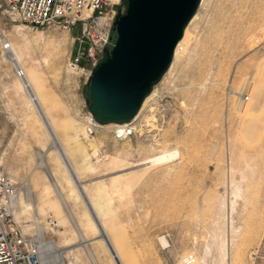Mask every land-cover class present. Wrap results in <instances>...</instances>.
<instances>
[{
	"label": "rangeland",
	"instance_id": "rangeland-1",
	"mask_svg": "<svg viewBox=\"0 0 264 264\" xmlns=\"http://www.w3.org/2000/svg\"><path fill=\"white\" fill-rule=\"evenodd\" d=\"M78 31L31 27L0 0V168L29 206L14 214L31 223L26 235H36L32 223L40 218L64 264H91L50 188L53 175L98 264H177L188 255L192 264H264V0H202L153 98L120 138L116 125L88 122L86 76L67 68ZM111 37L113 45L114 31ZM7 50L19 59L117 260Z\"/></svg>",
	"mask_w": 264,
	"mask_h": 264
},
{
	"label": "water",
	"instance_id": "water-1",
	"mask_svg": "<svg viewBox=\"0 0 264 264\" xmlns=\"http://www.w3.org/2000/svg\"><path fill=\"white\" fill-rule=\"evenodd\" d=\"M120 1L125 10L123 13L118 10L113 23L115 41L111 49L104 50L103 58L86 81L87 110L94 121L102 125L127 123L135 117L144 99L169 69L174 50L201 2ZM57 152L72 173L62 150L57 148ZM76 187L102 236L101 226L84 200L81 187ZM101 240L111 251L108 239L101 237Z\"/></svg>",
	"mask_w": 264,
	"mask_h": 264
},
{
	"label": "built area",
	"instance_id": "built-area-1",
	"mask_svg": "<svg viewBox=\"0 0 264 264\" xmlns=\"http://www.w3.org/2000/svg\"><path fill=\"white\" fill-rule=\"evenodd\" d=\"M8 14L31 27L57 26L71 32L79 27L73 36L74 49L67 59V68L82 71L87 79L104 56V50L111 45L113 23L122 12L120 0H2ZM125 10V9H124ZM4 48H8L4 46ZM17 78L24 77L20 67H14ZM87 116L91 118L90 113ZM91 123V121H88ZM127 130V129H126ZM130 131L127 130L126 134ZM117 137L120 135L117 133ZM18 188L16 182L0 168V264H42L38 244L48 243L43 236L40 221L34 219L36 235L27 236L24 230L30 222L18 223L14 214L18 209ZM46 226L56 227V221L48 212L44 217ZM40 231V232H39ZM160 241V240H159ZM161 250L166 247L160 242ZM188 255L179 257L177 264H192ZM167 264H173L168 260Z\"/></svg>",
	"mask_w": 264,
	"mask_h": 264
},
{
	"label": "bare ground",
	"instance_id": "bare-ground-1",
	"mask_svg": "<svg viewBox=\"0 0 264 264\" xmlns=\"http://www.w3.org/2000/svg\"><path fill=\"white\" fill-rule=\"evenodd\" d=\"M118 1V0H117ZM116 1V2H117ZM201 2H202V0H201ZM201 2H200V4H201ZM199 4V5H200ZM124 9H125V5L124 4H122V12L124 11ZM194 17H195V15H194ZM193 17V18H194ZM192 18V19H193ZM192 19H191V21H192ZM190 21V22H191ZM190 22H189V24H190ZM188 24V25H189ZM188 25L186 26V28L188 27ZM186 28H185V30H186ZM185 30H184V33H183V37H182V39L179 41V43L177 44V46H176V48L178 49L179 47H181V45H180V42L183 40V38H184V35H185ZM176 48H175V50H176ZM8 50H10V45L8 46ZM7 50V51H8ZM175 50H174V54H175ZM174 54H173V59H174ZM7 58H8V60L11 62V63H13V65H14V67H20L19 66V59L15 56V53L13 52V51H8L7 52ZM172 59V60H173ZM21 68V67H20ZM261 68V67H260ZM22 69V68H21ZM23 70V69H22ZM24 72V71H23ZM166 74V73H165ZM20 80H21V83H22V86H23V88H24V90L26 91V93H27V95H28V97L31 99V101H33V105H34V107H35V109L37 110V112H38V114H39V117L41 118V120H42V123H43V125L45 126V128L47 129V131H48V133H49V130H50V133H49V135H50V137H51V139H52V144H51V146L53 147V148H55L56 150H57V148H60L61 149V147H60V145H59V143H58V141H57V139H56V137H55V135L53 134V131H52V129H51V127L49 126V124H48V122H47V120H46V118H45V115L43 114V112H42V110H41V108H40V106H39V104L37 103V97H36V94H35V91H34V89H33V87H32V84L30 83V81L28 80V78H26V74H25V72H24V77H22V78H20ZM154 88L155 87H153V89H152V91H151V93L144 99V101H143V103H142V105H141V108H142V110L144 109V107L147 105V103L153 98V96H154V93H153V91H154ZM141 108H140V110H141ZM140 110L138 111V113L135 115V117L130 121V122H127V123H111V124H106V125H102V124H99V123H97L96 121H94V119H93V117L91 116V118H90V121H91V123L93 124V125H96V126H100V127H103V126H107V125H116L117 126V129H118V135H120V137H122L124 134H125V129L128 127L127 125H129V124H131L132 123V121L137 117V115L139 114V112H140ZM62 150V149H61ZM62 152H63V150H62ZM58 153V152H57ZM63 154H64V152H63ZM176 155H177V152L175 153H167V154H161V155H158V156H155V157H153V158H151V159H148V161H146V162H144L142 165H148V164H158V163H161V162H164V161H168V160H171V159H173L174 157H176ZM43 157H44V154L43 153H38V158H39V163H40V166L43 168V169H47V167H46V165H45V163H44V161H43ZM60 157V156H59ZM64 158L66 159V162L69 164V162H68V160H67V158H66V156H65V154H64ZM60 159H61V157H60ZM62 160V159H61ZM63 162V164H64V166H65V161H62ZM69 167H70V169H71V172L72 173H69V171H68V173H69V175L71 176V178H72V180L74 179H76L75 180V183L74 184H76V185H78V186H80L81 187V189H82V191H80V192H82L81 194H84V200H86L87 202H88V204H89V201H88V199H87V197H86V195H85V192H84V190H83V188H82V185L80 184V182L78 181V179L76 178V176H75V174H74V172H73V170H72V168H71V166H70V164H69ZM65 168H66V166H65ZM67 169V168H66ZM52 178H51V182H50V188H51V190L55 193V196H56V198H57V201H58V203H59V205L61 206V208L63 209V211H64V213H65V216H66V218H67V220L69 221V223L72 225V228H73V230H74V233H75V235L78 237V239L80 240V242H81V244H82V247H83V249H84V251H85V253H86V255H87V257H88V259H89V261H90V263L91 264H98L97 263V261L95 260V258H94V256L92 255V253L90 252V250H89V248H88V246H87V242L84 240V238H83V234L80 232V230L78 229V227H77V224H76V222L74 221V219H73V217H72V214H71V212H70V210L68 209V207H67V205L65 204V201H64V199L62 198V194H61V192H60V190H59V186H58V183L55 181V179H54V177H53V175L51 176ZM79 192V191H78ZM83 199V198H82ZM23 204V205H22ZM22 204L20 203V201H19V197H18V207H25L27 204H26V202L24 201V202H22ZM89 206H90V208H91V210H92V215L96 218V220L98 221V219H97V217L95 216V213H94V211H93V209H92V207H91V205L89 204ZM26 208V207H25ZM21 209V208H20ZM27 209H29V206H28V208H26V210ZM17 213V212H16ZM91 216V215H90ZM93 220V219H92ZM99 222V221H98ZM25 223V222H24ZM83 224V223H82ZM101 226V225H100ZM101 229H102V227H101ZM98 230V229H97ZM102 237H106L105 236V234H103V229H102ZM100 239H101V237H100ZM160 240V242L162 243V245H165V242H164V240H163V238H160L159 239ZM109 241V240H108ZM110 243V242H109ZM110 246H111V244H110ZM38 252H39V259L41 260V262H42V264H64V261H62V258H61V255H62V252H63V250L61 249V248H59L55 243H52V242H48V243H39L38 244ZM109 250V249H108ZM229 250V249H228ZM224 251V250H223ZM110 253H111V255H112V258L114 259V260H117V253H116V251H115V249H114V247H112L111 246V251H110ZM116 263L117 264H120L119 263V261L117 260L116 261Z\"/></svg>",
	"mask_w": 264,
	"mask_h": 264
},
{
	"label": "crops",
	"instance_id": "crops-1",
	"mask_svg": "<svg viewBox=\"0 0 264 264\" xmlns=\"http://www.w3.org/2000/svg\"><path fill=\"white\" fill-rule=\"evenodd\" d=\"M3 136V137H2ZM4 143H5V134H3L0 131V149H2L4 147Z\"/></svg>",
	"mask_w": 264,
	"mask_h": 264
}]
</instances>
